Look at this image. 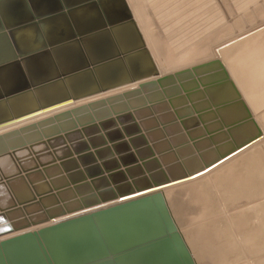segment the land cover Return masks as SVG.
Masks as SVG:
<instances>
[{"label": "water", "instance_id": "water-1", "mask_svg": "<svg viewBox=\"0 0 264 264\" xmlns=\"http://www.w3.org/2000/svg\"><path fill=\"white\" fill-rule=\"evenodd\" d=\"M137 82L123 93L0 133V264H198L167 201L171 181L165 168L149 143L152 153L139 159L133 149L132 159L127 150H117L128 141L116 119L129 115L136 122L137 109L182 98L178 107L192 111L179 115L181 121L196 119V113L201 118L213 108L193 110L190 97L229 84L235 95L219 105L239 101L246 110L243 122L229 131L248 122L258 131L239 149L262 135L220 60L159 75L127 0H0V128ZM145 116L155 118L153 111ZM110 121L119 135L109 137L99 128ZM200 123L206 131L191 137L194 144L224 129L208 131L206 120ZM92 127L101 142H87L89 135L81 134ZM138 131L126 133L129 140L143 137ZM75 134L80 138L72 141L84 144L71 148L68 138ZM58 140L66 148L62 154L57 145L47 146ZM37 145H44L47 156L39 164ZM102 151L107 156L98 158ZM235 152L234 147L200 168ZM26 157L32 165L22 163ZM109 160L114 165L106 167ZM152 161L164 180L147 179L156 169L145 171L143 165ZM33 174L41 177L33 180ZM116 175L121 181L113 180ZM136 191L141 194L131 196Z\"/></svg>", "mask_w": 264, "mask_h": 264}, {"label": "rangeland", "instance_id": "rangeland-1", "mask_svg": "<svg viewBox=\"0 0 264 264\" xmlns=\"http://www.w3.org/2000/svg\"><path fill=\"white\" fill-rule=\"evenodd\" d=\"M168 1L128 0L159 72L222 57L264 132V0ZM251 86L259 94L254 100ZM35 149L45 160L44 147ZM165 194L198 264H264V136L199 178L165 188Z\"/></svg>", "mask_w": 264, "mask_h": 264}, {"label": "bare ground", "instance_id": "bare-ground-1", "mask_svg": "<svg viewBox=\"0 0 264 264\" xmlns=\"http://www.w3.org/2000/svg\"><path fill=\"white\" fill-rule=\"evenodd\" d=\"M168 2L171 4L170 1H168ZM127 3H128V5H129V7L131 9V6H130L128 0H127ZM155 8H156V6H155ZM131 13L133 14L132 9H131ZM133 18L135 19L134 14H133ZM135 21H136V19H135ZM136 23H137V21H136ZM137 25H138V23H137ZM138 27H139V25H138ZM139 29H140V27H139ZM161 40H163V39H161ZM227 45H228V43L226 44V46ZM152 57H153V55H152ZM258 59H260V57ZM213 60H220L223 63V66L225 67V69H227V71L229 73V78H231L233 80L235 86L237 87L238 91L240 92L237 84L235 83L233 77L231 76V73L229 71V68L227 67V64H226L225 60L222 57H215V58H212V59L204 60V61L195 63V64L187 66V67H193L194 65H199V64H202V63H205V62H210V61H213ZM260 60H263V58L260 59ZM249 69H247L248 72H249ZM251 69H253V68H251ZM254 70H256V69L254 68ZM263 70H264V68H263ZM251 71H250V73H253ZM237 73H239V72H237ZM160 74L164 75V74H167V73H162L160 71L159 75ZM244 74H246V73L244 72ZM259 74H258L257 78L255 77L257 80H259V77H260ZM239 75H238V77H239ZM242 76H244V75H241V77ZM262 76H263V74H262ZM244 78H246V77H244ZM250 78L251 77L249 76L248 79H250ZM263 78H264V76H263ZM251 79H253V78H251ZM257 80H256V82H257ZM143 81H141V82H143ZM240 81L242 82V80H240ZM246 82L247 81H245V83ZM251 82H253V81H251ZM139 83L140 82H137L135 84H130V85H127V86H123L121 88H117V89L109 91L107 93H104V94H101V95H96V96L81 100L79 102L76 101V102H73L70 105H67L65 107H61V108H58V109H55V110H51V111L36 115V116H34L32 118L16 122V123H14L12 125L6 126L4 128H0V133H3L5 131H8V130H11V129H14V128L21 127V126L26 125L28 123H32V122L41 120L44 117L50 116V115H52L54 113H57V112H59L61 110H64V109H67V108H71V107H73L75 105H78V104H81L83 102L86 103V102L94 100L96 98H99V97H102V96L106 97L107 95H111V94H115V93H123L125 90H128V89H131L133 87L139 86ZM248 83H246V84H248ZM249 84H251V83H249ZM259 84H260V86H262L261 82ZM262 84H263V82H262ZM245 85L243 84V87ZM254 85H255V83H254ZM255 86H257V85H255ZM251 87H252V89L250 88L249 90L253 91L254 88H253V86H251ZM246 91H248V89H246ZM234 93L235 92H234L233 88L231 87V85L224 84V85L208 88L207 90H204L201 93H197V94L192 95L190 98L193 100V102H195V105L194 106L192 105L193 106V110H196L197 108H203V107H206V106H211L213 108L214 112L208 111L210 113L206 112L207 114L201 116V118H199L198 113H196L195 114L196 115V119H191V120H186V121L184 120L183 122L181 121L179 115H181V114H183L185 112H188V111H192L191 109L190 110H188V109L184 110L181 107H178V104L182 103V101L186 100V98L173 100L172 102H169V101L168 102H165V101L155 102L154 104L151 105L150 109L149 108L137 109L136 111H134V115L133 116L136 118V122L138 124L135 121H133V118L131 116L124 115L121 118L116 119V122L120 124V126L122 128V131H123V134H125V138L128 141V144L127 143L120 144V145L116 146V149L119 150V151L123 150L124 152L127 150L128 151L127 157L129 159H132V154L129 155L130 154L129 151L132 150V149H133V156L136 155V157L138 159L140 158V156L148 155V154L152 153V151H153L155 153V156H157L158 162L165 168V172L167 174V177L171 181V183L168 184L169 186H167L166 188L170 187V185L172 186V184L174 182V179H176V177H178V176H183L180 180H183V179L192 180V179L199 178L200 176L204 175L205 173L211 171L213 168L217 167L219 164H221V163L225 162L226 160H228L229 158L235 156L236 154H238L242 150L252 146L253 144H255L257 142H259L264 136L263 129L261 128V126L257 122L259 127L261 128L260 130L262 131V135L259 136L257 139H255L250 144H247L244 147H241L239 149L238 145H240L241 143H244L247 140H249L258 131L255 129L254 125L252 123H250V122L245 123V124L242 123L241 126L237 127L233 131H229V127L231 125H233L235 122L242 121L243 118L246 116V110L243 107V104L241 102H239V101L228 102L229 104H227L226 106H220L219 105V103H221V102H223L225 100H228L231 97H233L235 95ZM249 93L250 94L253 93V94H251V97L254 96V95H255L254 97H257L259 95L257 93V91L255 93H254V91L253 92L249 91ZM250 94H249V96H250ZM240 95H241V98H243V95H242L241 92H240ZM198 99L200 100V102L196 103V100H198ZM254 99L255 98L252 97L251 100H254ZM244 101H245V99H244ZM261 103H262V101H260V104ZM246 104L248 105L247 102H246ZM262 104L264 105V102ZM248 107H249V105H248ZM175 108H177V112L174 110ZM249 109H250V107H249ZM151 111L154 112L155 118L154 117H149L148 118L147 116H145ZM250 111H251V109H250ZM251 113H252V116L254 117L252 111H251ZM216 118H218L219 120H217ZM202 120H206V124H207L206 128L208 129V131L214 130V129L218 128L219 126L223 127L224 129L220 133L219 132L214 133V135L210 134V132H209V133L206 134L205 138H202L199 142L194 144V141L191 139V137H197L200 134H202L204 131H206L205 126H202L203 130H200L199 127H197V125H198L197 123H200ZM255 120H256V118H255ZM116 122L110 121V122L103 123L102 125L99 124V128L101 130H102V127L104 129H106L107 132H108L109 137H113L114 135H119L120 132L114 128L115 125H116ZM138 129H139L138 132H141V133L144 134L143 137H139L137 139L135 138V139L129 140V136H127L126 133L135 132ZM97 130H98V128L92 127V128H89V129H86V130L82 131L81 134L85 135L87 133L89 135V136H87V142H88L89 139L91 140V142H101L102 138L97 134L98 133ZM102 131L105 134L104 130H102ZM77 137L80 138V136L78 134H75L74 137H70L68 139L70 141H72L74 138H77ZM105 137H106V140L108 141V136L105 135ZM231 137H234V138H231ZM229 139L232 140L230 144L228 142ZM108 143H110V142L108 141ZM147 143L150 144L152 151H151L150 147L147 146L148 145ZM72 144H73V147H71V148H78V147L82 146L84 143L83 142H78V141L76 143H74L72 141ZM53 145H54V147L57 145L56 146V152H58V154H62L64 152H66V150H65L66 148L61 143V140L51 141V143H48L47 146H49L51 148V146H53ZM37 146H40V148L42 146L44 147V145H37ZM130 146H131V149L129 148ZM133 146H135L136 149L133 148ZM203 147H206L207 150L206 151L202 150L201 148H203ZM234 147L237 150V152L233 153V155L224 158L225 160H221L220 162L212 165L209 168L204 167L203 170H201V168H200L201 164L209 163L210 161H213L214 159L221 158L223 153H226L228 150H230V149H232ZM160 151H164V152H162L160 154L159 153ZM53 153H55V152H53ZM36 154H37V152H36ZM107 154H108L107 152L102 151V152L96 153V156L98 158L99 157L104 158V157L107 156ZM36 160H37L38 164H39V162L43 161V159L38 157V155L36 157ZM32 164L33 163L31 162L30 164H25V165H32ZM104 164L106 165V167H111V166L114 165V161H112V160H109L107 162L105 161ZM143 168H144L145 171L146 170H152L153 171V170L156 169L155 170L156 172L154 174H151L147 178L149 181H153V180L162 181V180L165 179L163 174L161 172H158L157 164H156L155 161H152V162H149L147 164H144ZM37 176L41 177V174H33L30 178L35 180L34 178H37ZM121 179H122L121 175H118V176L116 175L113 178V180H116V181H121ZM146 180L145 179H141V180H139V182H144ZM179 183H181V182H179ZM153 189H155V188H153ZM232 193H234V192H232ZM139 194H141V193L139 191H136L131 196H138ZM181 214L182 213H180V217H181ZM183 216H185V215L183 214ZM198 234L199 233H197L195 235L196 239L198 238L197 236H199V238H201L200 236H201L202 233H200V235H198ZM195 236L192 235V237H194V238H195ZM201 239H203V238H201ZM193 240L195 241V239H193ZM200 240L198 239L199 245L201 243ZM195 243L196 242H194V244ZM200 246L201 247H206L204 245V243H203V246L202 245H200Z\"/></svg>", "mask_w": 264, "mask_h": 264}]
</instances>
